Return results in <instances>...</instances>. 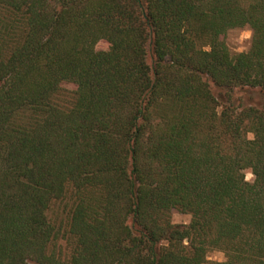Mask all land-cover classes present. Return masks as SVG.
Returning a JSON list of instances; mask_svg holds the SVG:
<instances>
[{
	"label": "trees",
	"instance_id": "16d2710c",
	"mask_svg": "<svg viewBox=\"0 0 264 264\" xmlns=\"http://www.w3.org/2000/svg\"><path fill=\"white\" fill-rule=\"evenodd\" d=\"M204 263L264 264V0H0V264Z\"/></svg>",
	"mask_w": 264,
	"mask_h": 264
},
{
	"label": "rangeland",
	"instance_id": "374dc122",
	"mask_svg": "<svg viewBox=\"0 0 264 264\" xmlns=\"http://www.w3.org/2000/svg\"><path fill=\"white\" fill-rule=\"evenodd\" d=\"M221 39L225 42L230 53H238L246 51L249 48L250 40H251V30L248 27L243 28H233L228 30ZM106 47L105 40H99L95 46L96 50H102ZM63 86L65 88H74L73 83H64ZM212 91L215 95H219L220 90L211 84ZM233 97L235 99L236 104L247 105V104H260L262 101L263 95L256 90H241L235 89L233 93ZM251 138L252 134H248ZM245 179L247 181L253 180V175L248 168L244 169ZM68 209L69 205L66 200L61 202H55L50 210L48 211L49 217L56 224V227H60L63 230L66 227V222L68 218ZM190 220V215L186 213L179 212L177 210H173L171 212V221L176 224H186ZM57 245L63 249H65L64 240L58 239ZM66 251V249H65ZM224 255L219 250H211L207 255L208 261H223ZM208 264V263H204Z\"/></svg>",
	"mask_w": 264,
	"mask_h": 264
}]
</instances>
